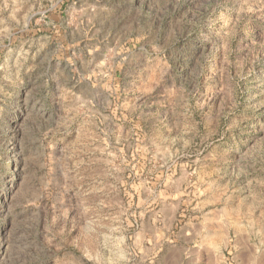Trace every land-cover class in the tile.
Instances as JSON below:
<instances>
[{
  "label": "rangeland",
  "instance_id": "1",
  "mask_svg": "<svg viewBox=\"0 0 264 264\" xmlns=\"http://www.w3.org/2000/svg\"><path fill=\"white\" fill-rule=\"evenodd\" d=\"M240 234L264 249V0H0V264Z\"/></svg>",
  "mask_w": 264,
  "mask_h": 264
},
{
  "label": "crops",
  "instance_id": "2",
  "mask_svg": "<svg viewBox=\"0 0 264 264\" xmlns=\"http://www.w3.org/2000/svg\"><path fill=\"white\" fill-rule=\"evenodd\" d=\"M226 231H223L222 241L225 239ZM220 237V236H217ZM206 244L204 246H199V253H207L208 264H264V249L262 247V241L254 239L251 243V236L243 234L238 235V238L234 239L230 245L229 254L231 255L228 259L222 260L219 253L216 251L215 247L211 245L206 238ZM227 247V246H226ZM217 253V256H216Z\"/></svg>",
  "mask_w": 264,
  "mask_h": 264
}]
</instances>
